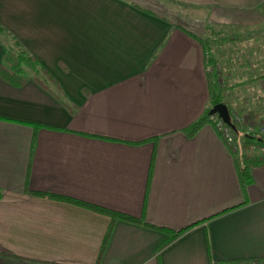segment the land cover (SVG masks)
<instances>
[{
  "label": "crops",
  "instance_id": "1",
  "mask_svg": "<svg viewBox=\"0 0 264 264\" xmlns=\"http://www.w3.org/2000/svg\"><path fill=\"white\" fill-rule=\"evenodd\" d=\"M219 25L242 42L248 26L264 27V0H0V58L9 48L32 55L63 100L30 78H0V264L264 258V164L242 186L239 156L210 122L184 131L210 106L206 59L216 52L203 37ZM259 58L256 79L224 97L230 114L237 96L251 99L242 110L258 126ZM241 130L242 151L253 135ZM72 201L191 226L165 243V232L117 219L97 260L109 217Z\"/></svg>",
  "mask_w": 264,
  "mask_h": 264
},
{
  "label": "trees",
  "instance_id": "2",
  "mask_svg": "<svg viewBox=\"0 0 264 264\" xmlns=\"http://www.w3.org/2000/svg\"><path fill=\"white\" fill-rule=\"evenodd\" d=\"M182 31L188 36H190L191 38L201 42L202 40L201 38H198L197 36L193 35L192 33L188 32L187 30L183 28H182ZM203 46H205V52H207L206 51L207 44ZM208 65L211 66L210 71H206L207 79L209 82V105H210L209 108H210L212 105L216 103H219V102L224 103V100H223L221 89L217 83L216 69L215 68L212 69L213 63L211 62L209 57L208 59H206V66ZM27 71L32 72L31 77ZM261 76H264V74H262ZM0 78L3 81L15 87L22 86L30 78L34 82H36L39 86H41L43 89L53 94L56 100L63 104V100L61 98L62 90L59 87L58 82L46 71L45 68H43L42 66H39L36 59L32 55L26 54L23 51L19 52V50L17 49L13 50L9 48L1 55ZM213 78H214V81H212ZM209 108L199 118H197L195 121H193L191 124H189L184 129L187 136H191L201 124L205 122H209V114L207 113ZM246 113L251 118V120H254L257 116V114L253 112L248 111ZM261 144H262V139L258 137H254V136L248 137L245 141L241 143V149L243 153L241 156L237 157L236 167H237V173L240 177L242 186L249 183L250 170L254 167H260L264 164V156L252 154V152L256 151L260 147ZM72 202L74 204H79L80 206H86L88 208H91L93 209V211L104 214L107 217H109L110 223L101 241L97 260L100 257L106 245L112 223L117 219L125 220V221L132 222V223H140L144 226H148L151 228L158 229L162 232H165L167 234V239L165 243L170 242L171 240H173L174 238L182 234L185 230H187L191 226V225L185 226L183 228H180L179 230L172 231V230H168L163 227H158V226H153L151 224H148L145 221H143L141 218H134V217L122 214V213L112 212V211H108V210L101 209V208H95L88 204L77 202V201H72ZM0 255H8V254L0 253Z\"/></svg>",
  "mask_w": 264,
  "mask_h": 264
},
{
  "label": "rangeland",
  "instance_id": "3",
  "mask_svg": "<svg viewBox=\"0 0 264 264\" xmlns=\"http://www.w3.org/2000/svg\"><path fill=\"white\" fill-rule=\"evenodd\" d=\"M211 31H213V34L215 33V35L211 34L208 31L203 38H205V44H207V46L211 45L212 47H215L214 49L216 52V58L212 65V69H216L217 83L221 89L224 100V97L226 95L229 96L230 92L235 93V87H242L244 84L248 83L247 81H249V79H252L251 81L255 80L256 78L251 77V75H255L261 71V67L254 66L255 63L253 62V59H260L259 57L264 56V27L257 29L255 28V25L248 26V37L247 39L245 38L244 40H242V42H240L239 40H231L230 38L232 37L233 33L229 30H225L224 25L215 26ZM207 41L211 43L209 44ZM257 47L259 48V50H263L262 53L253 55L252 53ZM250 48L254 51L252 52V50H249ZM214 49L212 48V51ZM242 51L245 55V58L247 59L245 60L247 64L246 66H244L243 62L245 58L241 57ZM208 66L209 69H211V66ZM212 81H214V78L212 79ZM246 86L247 85H245L244 88ZM244 98L245 97H243V95H240L234 99V106L238 108L235 111L236 114H244L246 112L242 109H245V107H251V99ZM241 100L245 101L244 104H246L247 106L244 105L243 102L241 103ZM258 100V102L255 100L253 104L258 107L260 105L262 106V101L260 102L259 97ZM237 129L239 133L244 134L241 128L237 127L236 130ZM240 138L241 135L236 136L237 143H239ZM236 154L238 156H241L242 151L238 149ZM252 154L258 155L256 151H253Z\"/></svg>",
  "mask_w": 264,
  "mask_h": 264
},
{
  "label": "built area",
  "instance_id": "4",
  "mask_svg": "<svg viewBox=\"0 0 264 264\" xmlns=\"http://www.w3.org/2000/svg\"><path fill=\"white\" fill-rule=\"evenodd\" d=\"M209 66L206 67V71H209ZM230 122L235 126L245 131L248 135L261 136L264 134V124L257 125L254 120L246 114H236L235 112L229 114ZM209 122L221 138V140L231 149L233 152H237L236 132L227 126L216 114L209 115ZM256 153L260 156H264V145L256 150ZM211 264H264V258H249L241 259L230 262L215 261Z\"/></svg>",
  "mask_w": 264,
  "mask_h": 264
},
{
  "label": "water",
  "instance_id": "5",
  "mask_svg": "<svg viewBox=\"0 0 264 264\" xmlns=\"http://www.w3.org/2000/svg\"><path fill=\"white\" fill-rule=\"evenodd\" d=\"M207 113L209 115L216 114L218 118H220L227 126L236 132L235 126L230 122L229 112L224 103L219 102L212 105Z\"/></svg>",
  "mask_w": 264,
  "mask_h": 264
}]
</instances>
